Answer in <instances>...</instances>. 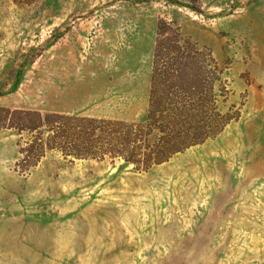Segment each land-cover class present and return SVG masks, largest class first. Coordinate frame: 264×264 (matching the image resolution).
Listing matches in <instances>:
<instances>
[{
    "label": "rangeland",
    "instance_id": "1",
    "mask_svg": "<svg viewBox=\"0 0 264 264\" xmlns=\"http://www.w3.org/2000/svg\"><path fill=\"white\" fill-rule=\"evenodd\" d=\"M164 21L229 120L136 169L114 155L125 127L76 136L83 117L145 122ZM24 110L71 118L10 127ZM81 146L104 156L64 154ZM0 264H264V0H0Z\"/></svg>",
    "mask_w": 264,
    "mask_h": 264
},
{
    "label": "trees",
    "instance_id": "2",
    "mask_svg": "<svg viewBox=\"0 0 264 264\" xmlns=\"http://www.w3.org/2000/svg\"><path fill=\"white\" fill-rule=\"evenodd\" d=\"M171 30H173L171 25L165 21L158 26L151 100L145 122L119 124L83 117L80 118L82 123L80 125L81 130L76 136L77 141L82 142L89 149L96 148L97 145L102 148L107 146L108 141L111 140L112 144L114 141L112 138L104 137L109 135L104 125H121L125 127V132L123 130L125 134L120 142L116 138L117 143H115V146H117V150L114 155L124 158L126 164H134L136 169L145 170L153 164L167 161L173 154L191 145L203 142L209 136H215L224 128L229 118L216 110V104L213 100L214 95L212 94L214 86L209 84L201 88L192 82L185 81L187 72L195 71V69L200 73L198 77L202 78L208 67L207 61L203 58H198L196 61L197 58L191 57L190 60L192 61L189 62V58L184 56L181 47L179 51L178 46L172 45L177 40L169 39L167 34ZM177 34L182 40L179 31H177ZM161 38H164L166 42L162 43ZM179 52L182 55L177 58L176 55ZM211 61L215 64L213 59ZM189 65L193 67L188 68ZM167 85L169 87H171L170 85H176L177 90L171 91L167 88ZM154 98H156L155 101ZM21 113L25 115V118L19 121L20 124H15L13 119H9V125L18 128L20 131L28 132H34L43 127H47V130L50 131L51 128L52 130L55 129L54 123L57 122V118H71V116L56 113L42 114L38 110H24ZM92 122L102 123V125L92 127ZM122 127L118 131L123 129ZM40 134L42 135L43 131ZM50 139L48 137L43 140L42 137L35 136L34 140L38 142L41 156L47 148L50 149ZM83 148L76 152L65 150L69 153L64 154H73L79 158L104 156L105 151L103 150L98 151L101 154L98 155V153H85L83 151L85 147Z\"/></svg>",
    "mask_w": 264,
    "mask_h": 264
},
{
    "label": "crops",
    "instance_id": "3",
    "mask_svg": "<svg viewBox=\"0 0 264 264\" xmlns=\"http://www.w3.org/2000/svg\"><path fill=\"white\" fill-rule=\"evenodd\" d=\"M149 83H150V87H149V89H150V94H151V89H152V74H151V77H149ZM150 96V95H149Z\"/></svg>",
    "mask_w": 264,
    "mask_h": 264
}]
</instances>
